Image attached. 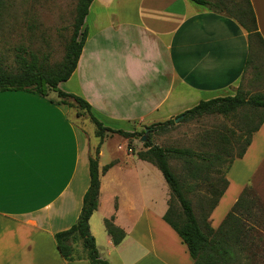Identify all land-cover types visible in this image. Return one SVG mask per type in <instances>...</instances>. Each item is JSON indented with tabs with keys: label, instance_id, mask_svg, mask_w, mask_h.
I'll return each mask as SVG.
<instances>
[{
	"label": "crops",
	"instance_id": "0c3cea01",
	"mask_svg": "<svg viewBox=\"0 0 264 264\" xmlns=\"http://www.w3.org/2000/svg\"><path fill=\"white\" fill-rule=\"evenodd\" d=\"M249 1L264 40V0ZM83 27L87 37L77 65L58 87L85 99L113 129L124 124L129 128L122 130L138 131L175 118L200 100L233 95L243 80L247 31L192 0H92ZM54 99V92L0 91L6 132L0 264H90L63 258L54 239L80 213L91 152V139L73 109ZM121 137L119 155L103 160L107 136L98 152V205L89 229L100 258L109 264H193L162 218L169 198L162 173L137 156L135 137ZM263 166L264 122L226 173L228 186L209 218L213 228ZM111 216L125 232L116 245L104 226Z\"/></svg>",
	"mask_w": 264,
	"mask_h": 264
},
{
	"label": "trees",
	"instance_id": "16d2710c",
	"mask_svg": "<svg viewBox=\"0 0 264 264\" xmlns=\"http://www.w3.org/2000/svg\"><path fill=\"white\" fill-rule=\"evenodd\" d=\"M192 1L234 18L247 31L249 52L245 70L253 59L255 39L259 42V51L264 52V40L259 33L249 0H245L246 7L240 6L234 12L228 9L231 0ZM3 2L4 0H0V16ZM91 2L92 0H77L72 34L65 44L60 62L48 67L35 58L27 61L19 56L17 70L0 67V91L27 90L42 96L54 92L56 99L52 101L75 109L77 118L88 115L94 125V135L99 139L94 156L89 157V185L83 195L76 221L69 228L56 232L54 239L60 255L66 260L87 259L90 264H109L100 258L95 239L89 229V218L98 205L100 144L109 134L117 133L128 139L141 137L145 127H149L155 133L173 125L175 121L174 118H169L144 126L140 131L113 129L105 126L93 114L91 105L85 99L59 89L58 84L67 80L77 65L87 37L83 24ZM179 115L183 116L182 121L205 115L238 118V132L230 130L227 135L217 128L212 129L206 136L209 150L198 154L189 148L158 146L150 141V136L142 142L143 148L136 152L137 156L160 170L169 189L168 207L162 216L163 220L186 245L193 264H264V209L249 185L244 187L217 228H213L209 221L213 209L228 186L226 173L232 162L244 155L254 133L264 122V91L249 94L240 84L233 95L200 100ZM233 146H239V150L234 154L231 150ZM128 148L131 149L130 142ZM170 156L183 159L190 176L195 180L201 177L209 179L208 172L213 169L216 162L225 157L227 159L223 171L218 168L215 171L217 173L215 179L207 182L208 194L199 197V215L194 212L191 201L186 197L185 193L190 191L188 185L184 186L186 179L175 173L170 166ZM111 165L112 162L105 164L102 171H106ZM104 226L115 245L124 238V230L114 224L112 216L104 219Z\"/></svg>",
	"mask_w": 264,
	"mask_h": 264
},
{
	"label": "rangeland",
	"instance_id": "374dc122",
	"mask_svg": "<svg viewBox=\"0 0 264 264\" xmlns=\"http://www.w3.org/2000/svg\"><path fill=\"white\" fill-rule=\"evenodd\" d=\"M231 1V4H228L230 11L234 12L240 6L246 7L245 0ZM76 2L77 0H4L0 16V67L17 70L19 56L27 61L35 58L48 67H53L60 62L65 44L72 34ZM252 58L241 82V86L249 94L264 91V52L259 51L257 39L253 41ZM75 113L76 110L73 109V117H77ZM237 123L238 118L205 115L185 121L179 119L163 130L155 133L154 131L148 132V136H150V141L158 146L189 148L198 154L209 150L206 136L212 129L217 128L228 135L230 130L238 132ZM79 124L91 139L90 156H94L99 143V139L90 131L94 130V125L88 115L79 116ZM113 125L121 129L129 128L124 124ZM140 130L141 128H138V131ZM107 137L102 143L104 145L103 160L119 155L116 146L124 141L119 134H109ZM133 139L130 138L131 141ZM135 139L139 144V149H142L140 137L136 136ZM231 150L234 154L239 150V146H233ZM169 163L175 173L186 179L184 186L190 187V191L185 193L186 197L191 201L194 212L199 215L198 199L208 194L207 182L215 179L217 176L215 171L218 168L223 171L227 163L226 157L216 162L213 169L208 172L209 179L202 177L198 180L193 179L183 159L170 156ZM249 186L259 196L264 209V166Z\"/></svg>",
	"mask_w": 264,
	"mask_h": 264
},
{
	"label": "snow or ice",
	"instance_id": "6c2138e0",
	"mask_svg": "<svg viewBox=\"0 0 264 264\" xmlns=\"http://www.w3.org/2000/svg\"><path fill=\"white\" fill-rule=\"evenodd\" d=\"M11 135V132H9ZM5 139H6V132H5V122H4V114H3V106L0 104V177L3 174V165H4V157H5Z\"/></svg>",
	"mask_w": 264,
	"mask_h": 264
},
{
	"label": "water",
	"instance_id": "95a60500",
	"mask_svg": "<svg viewBox=\"0 0 264 264\" xmlns=\"http://www.w3.org/2000/svg\"><path fill=\"white\" fill-rule=\"evenodd\" d=\"M183 116L179 115L177 117L174 118V121L177 122L179 119H181ZM148 132H152V129H150L149 127H145L144 128V133L143 135L140 137V141L141 142H145L148 139Z\"/></svg>",
	"mask_w": 264,
	"mask_h": 264
}]
</instances>
